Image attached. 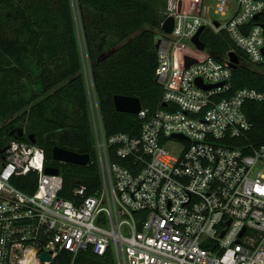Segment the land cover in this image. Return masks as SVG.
<instances>
[{
	"label": "built area",
	"instance_id": "built-area-1",
	"mask_svg": "<svg viewBox=\"0 0 264 264\" xmlns=\"http://www.w3.org/2000/svg\"><path fill=\"white\" fill-rule=\"evenodd\" d=\"M233 1L221 24L212 13L225 16L229 0H167L172 32L160 27L154 37L161 108L148 117L141 109L138 135H105L87 83L96 108V194L79 187L73 200L59 196L62 177L46 173L43 149L9 141L0 152V264H51L63 250L75 257L88 247L111 250L117 264H264V144L238 145L252 126L244 105L264 93L233 90L234 50L217 59L192 41L201 26L224 30L250 64L262 63L264 30L250 21L264 1ZM21 176L34 177L32 192L13 185Z\"/></svg>",
	"mask_w": 264,
	"mask_h": 264
},
{
	"label": "trees",
	"instance_id": "trees-1",
	"mask_svg": "<svg viewBox=\"0 0 264 264\" xmlns=\"http://www.w3.org/2000/svg\"><path fill=\"white\" fill-rule=\"evenodd\" d=\"M74 2L81 35L71 0H0V152L13 139L42 148L46 168L58 169L62 177L59 196L68 200L75 198L76 188L85 187V194L93 195L101 187L84 61L105 135H138L142 120L116 111L113 97L138 98L147 117L161 108L154 29L166 19L167 6V0ZM254 22L264 24V13L250 24ZM200 38L217 59L235 51L239 65L232 70L233 90L247 87L264 93V61L250 64L224 30L215 34L207 28ZM244 112L252 126L238 145L250 149L264 144V99L246 102ZM55 146L87 154L89 160L85 165L55 161ZM12 183L25 192L36 186L32 176ZM51 264L117 261L111 250L97 255L88 247L75 257L63 250Z\"/></svg>",
	"mask_w": 264,
	"mask_h": 264
},
{
	"label": "water",
	"instance_id": "water-1",
	"mask_svg": "<svg viewBox=\"0 0 264 264\" xmlns=\"http://www.w3.org/2000/svg\"><path fill=\"white\" fill-rule=\"evenodd\" d=\"M258 15H256L254 17V19H258ZM173 24H174V20L171 16L167 17L162 25H161V29L164 33L169 34L172 32L173 29ZM218 22L215 23L216 26H218ZM263 30H264V24H261ZM205 30L204 26H201L198 30V32L195 34V36L193 37L192 41L196 44V46L203 50L205 48V44L201 41L200 36L202 34V32ZM157 48V44H155V49ZM263 53H264V48H263ZM229 57H230V65L232 69H235L238 67L239 65V59L236 55L235 52H230L229 53ZM194 62L193 59L186 57L185 58V65L189 66L190 64H192ZM197 83L199 85L202 84L201 80H197ZM205 88H211L212 86H204ZM113 102H114V107L116 109V111L118 112H123V113H129V114H135L137 115L141 109H142V105L141 102L138 98L135 97H130V96H124V95H115L113 97ZM162 106L165 107L166 103H162ZM14 132V131H12ZM23 131L21 129H19L18 131V135L22 136ZM29 139L31 140V142H34L33 139V135H29L28 136ZM6 149V147L1 151L4 152V150ZM52 158L55 161H59V162H63V163H72V164H77V165H85L88 160H89V156L87 154H79V153H75L72 152L70 150L61 148L59 146H55L52 150ZM46 173L47 174H58V169L56 168H46ZM41 258L43 260H50V257L44 253L41 254Z\"/></svg>",
	"mask_w": 264,
	"mask_h": 264
},
{
	"label": "rangeland",
	"instance_id": "rangeland-1",
	"mask_svg": "<svg viewBox=\"0 0 264 264\" xmlns=\"http://www.w3.org/2000/svg\"><path fill=\"white\" fill-rule=\"evenodd\" d=\"M236 3V1H233V0H229V4H230V9L229 11L227 12V14L225 16H222V15H215L214 13H212V17L219 21L221 24H225L231 17L232 13H233V9H234V4ZM71 4H72V8H73V14H74V18H75V23H76V26H77V30L79 32V34L81 35V24H80V21H79V16H78V13H77V10H76V5H75V2L74 0H71ZM154 32H155V36H158V32L159 30L158 29H154ZM83 73L86 77V80H87V83L90 82V71H89V65H88V62H87V59L84 61V64H83ZM90 96H91V100H90V107L93 106V110L96 111V108H95V103H94V99L92 98V91L90 90ZM1 158V157H0Z\"/></svg>",
	"mask_w": 264,
	"mask_h": 264
}]
</instances>
